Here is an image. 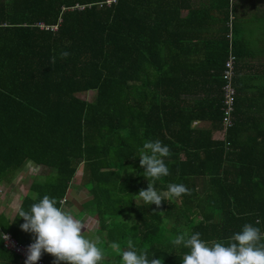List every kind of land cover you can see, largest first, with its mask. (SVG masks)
<instances>
[{
  "label": "trees",
  "instance_id": "16d2710c",
  "mask_svg": "<svg viewBox=\"0 0 264 264\" xmlns=\"http://www.w3.org/2000/svg\"><path fill=\"white\" fill-rule=\"evenodd\" d=\"M99 1L0 0V187L27 163L51 171L34 177L12 220L0 214V233L21 244L34 241L20 227L19 210L30 211L44 195L63 208L79 178L91 195L98 247L120 248L104 254L102 264H121L128 240L149 260L182 264L189 249L172 241L185 230L210 246H229L246 224L264 236V66L261 78L259 65L245 63L264 57V36L255 38L264 34V3L205 0L188 6L182 20L180 9L192 0L98 7ZM243 1L259 10L246 26L237 15L236 2ZM203 33V55L188 59L196 48L186 51L183 40ZM230 48L236 97L233 124L223 133L222 75ZM62 51L70 55L61 59ZM187 61L192 68L183 66ZM244 70L253 77H240ZM199 94L204 98L182 99ZM197 120L211 127L195 129ZM156 140L170 155L163 158L169 175L155 189L183 184L190 190L160 207L135 197L148 187L140 151ZM40 260L54 264L47 253ZM0 263L25 264L1 238Z\"/></svg>",
  "mask_w": 264,
  "mask_h": 264
},
{
  "label": "clouds",
  "instance_id": "9594fccd",
  "mask_svg": "<svg viewBox=\"0 0 264 264\" xmlns=\"http://www.w3.org/2000/svg\"><path fill=\"white\" fill-rule=\"evenodd\" d=\"M69 55V52L62 51L60 58L65 59ZM55 61L56 57H51L50 62L54 64ZM169 155L170 149L159 140L143 144L139 159L141 167L145 169L142 175L148 180V187L135 195L137 200H143L146 205L155 204L160 207L167 199L190 194V190L183 184H169L165 192L155 189V181L169 175L163 159ZM56 204V199L44 195L42 200L31 205L30 211L19 210L18 215L24 220L20 225L21 229L34 235V242L26 250L25 264H37L44 253L54 257V264H102L104 253L98 247L100 238L86 237L84 223L63 208L56 207ZM5 239L8 237L5 236ZM262 239L264 236L259 228L246 224L242 232L231 237L234 242L229 246L215 241L210 246L201 240L200 233L190 235L187 230L172 243L189 249V253L182 258V264H264ZM127 244L129 250L122 252L121 264H161V259L149 260L146 250L138 254L132 240H128ZM111 247L119 249L116 243Z\"/></svg>",
  "mask_w": 264,
  "mask_h": 264
},
{
  "label": "crops",
  "instance_id": "0c3cea01",
  "mask_svg": "<svg viewBox=\"0 0 264 264\" xmlns=\"http://www.w3.org/2000/svg\"><path fill=\"white\" fill-rule=\"evenodd\" d=\"M261 1H262V3H264V0H261ZM236 3H237L236 5L238 6V12H237L238 13L237 14L238 15V19L241 21V25L246 26V24L250 22L249 21L250 20L249 17L251 15V13L254 12L253 8L251 7L252 4H247L245 1L236 2ZM262 3H261V5H262ZM204 4H206L205 0H192L191 2L185 3V6L180 9V13H179L180 19L185 20V19L188 18V6L197 7L199 5H204ZM190 34L191 33H189V31L186 32V33L184 32V35L187 36V37L190 36ZM230 34L232 35V31H231ZM203 35H204V33L201 34V35H198V36L201 37L200 39L197 38L198 37L197 36L196 40L192 39L190 41V39H191L190 37L185 39V40H183V45H185V47H187V46L189 47L186 51H189L190 49H192V47L196 48L195 53L190 54L188 56V59L192 60L193 57L197 58V59H200V57L203 55V50L200 47V46H202V44L204 42L203 41ZM263 36H264V34L262 33V31H260L259 33H257L255 35V38L256 39L257 38L261 39ZM245 63L247 65H253V64L259 65L260 74H261V78H262V72H263V66H264V57L262 55L259 58H255V59H245ZM183 66L192 68V66H193L192 61H190V62L187 61L186 63L183 64ZM252 75H253L252 72H248V71L244 70V71H242L241 75H239V76L242 77L244 80H246L247 78L251 79L253 77ZM250 79H249V81H251ZM259 85H260V87L264 86L262 80H261ZM246 88L247 89L245 90V92L247 91L248 96L251 97V95L253 94V92H252L253 86H248ZM202 98H204L203 94H199L197 96H194V95L193 96L192 95H183L182 96L183 100H187V101H191V102L194 99L200 100ZM192 127L195 128V129H209L211 127V124H210V122L208 120H197V121L193 122ZM31 165H33V164L32 163H27L25 165L24 169L18 174L16 179L12 182V184H10V185H5L4 184L0 188L4 189L7 194L11 195V197L14 196L15 194H17L18 191L16 192V187H17L19 181H21L22 178L26 179V177L28 176L27 172L30 170L29 167H31ZM37 167H39V166H37ZM33 179H32V181H33ZM30 185H29V188H28V192L29 193H30ZM71 190L72 189H69L68 191H71ZM29 195L30 194H28L27 192L26 193L22 192V194H21L22 197L20 198L18 204L14 208L10 207V206H6L5 209H0V214L4 215L8 220H12L13 217L15 216V214H16V211H17L22 199L25 196H29Z\"/></svg>",
  "mask_w": 264,
  "mask_h": 264
},
{
  "label": "rangeland",
  "instance_id": "374dc122",
  "mask_svg": "<svg viewBox=\"0 0 264 264\" xmlns=\"http://www.w3.org/2000/svg\"><path fill=\"white\" fill-rule=\"evenodd\" d=\"M254 11L256 12L259 10H254ZM255 12L251 13L250 18ZM257 26L254 25V28H257ZM91 94L92 93L84 94L81 97L83 99H89ZM216 137L220 138L221 136L217 134ZM29 168L30 170L27 172L28 176L26 177V179L22 178L16 187V192L18 191L17 194L11 197V195L7 194L3 189V195L2 198L0 199V209H5L6 206H10L14 208L18 204L20 198L22 197L21 196L22 192L25 193L27 192L28 194H30L28 192V188L32 182V179L35 176H46L49 172H51L49 171V169L37 167L35 165H31V167ZM71 189L72 190L68 191L67 193L66 202L64 203L63 210L71 214L74 218L81 220L85 225L84 235L89 239H95L96 221L92 218L93 203L91 201V195L89 194L86 188L80 185L79 178L73 180V187ZM100 248L102 249L104 254H114L120 252V248L119 249H113L112 247H108V248L100 247Z\"/></svg>",
  "mask_w": 264,
  "mask_h": 264
},
{
  "label": "built area",
  "instance_id": "2783aa9c",
  "mask_svg": "<svg viewBox=\"0 0 264 264\" xmlns=\"http://www.w3.org/2000/svg\"><path fill=\"white\" fill-rule=\"evenodd\" d=\"M117 1L118 0H104V1H99L95 5H97L98 7H101L103 5L110 6L112 4H116ZM81 9H83V6H81ZM40 28H43V25H40ZM52 30H56V27H53ZM234 60H235V56L232 54L230 48L229 57L225 63V70L222 75V78L225 82L222 87V93H223V99H222L223 131L222 132L223 133L233 124L234 103L236 97V90L232 83ZM2 195H3V189L0 188V199L2 198ZM62 202L64 203L65 200H62ZM5 236L8 237V239H5ZM0 238L2 241L3 248L18 256L19 260L25 263L27 247L34 241L29 242L27 244H21L10 233L3 231L0 233ZM37 264H44V262L42 260H39Z\"/></svg>",
  "mask_w": 264,
  "mask_h": 264
},
{
  "label": "water",
  "instance_id": "95a60500",
  "mask_svg": "<svg viewBox=\"0 0 264 264\" xmlns=\"http://www.w3.org/2000/svg\"><path fill=\"white\" fill-rule=\"evenodd\" d=\"M0 264H5V263H0Z\"/></svg>",
  "mask_w": 264,
  "mask_h": 264
}]
</instances>
